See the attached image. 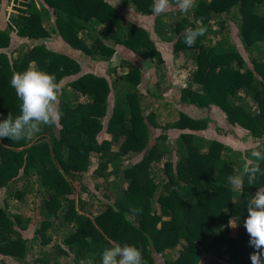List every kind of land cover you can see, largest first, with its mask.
<instances>
[{"label":"trees","instance_id":"1","mask_svg":"<svg viewBox=\"0 0 264 264\" xmlns=\"http://www.w3.org/2000/svg\"><path fill=\"white\" fill-rule=\"evenodd\" d=\"M153 3L0 0V121L20 113L10 79L30 66L55 74L63 113L31 141L0 139V264H101L125 243L147 264H252L243 225L264 177H228L264 144V0ZM167 54L183 55V83Z\"/></svg>","mask_w":264,"mask_h":264},{"label":"clouds","instance_id":"2","mask_svg":"<svg viewBox=\"0 0 264 264\" xmlns=\"http://www.w3.org/2000/svg\"><path fill=\"white\" fill-rule=\"evenodd\" d=\"M173 4L181 13L186 14L196 6L197 0H154L152 12L155 15L166 13ZM206 32L207 28L198 21L195 28H188L184 32V43L192 47ZM10 86L21 101L20 113L15 117L8 113L0 121V139L31 141L44 126H54L60 121L63 113L58 108V103L62 86L55 74L30 66L23 72H14ZM261 162H264V144H257L245 158L239 173L228 177L230 185L241 190L245 177L249 185H255L259 177H264ZM246 207L248 216L243 226L250 237L249 246L254 249L250 259L252 264H264V190L259 189L250 196ZM130 212L136 215L142 209L132 208ZM229 224L233 228L237 227L233 220ZM101 264H147V261L139 248L125 243L104 249Z\"/></svg>","mask_w":264,"mask_h":264},{"label":"rangeland","instance_id":"3","mask_svg":"<svg viewBox=\"0 0 264 264\" xmlns=\"http://www.w3.org/2000/svg\"><path fill=\"white\" fill-rule=\"evenodd\" d=\"M3 12H4V8L0 6V21H2ZM123 13H125L130 18L137 20V15H135L133 13H131V14L127 13L126 11L123 12ZM142 18L143 19H149L150 17L149 16H144ZM166 60H171L172 61V65H170V64L167 65V68H166V72H167L166 79L168 80V79L172 78L175 81L183 83L185 81L184 78H185V75H186V71L184 70V67L182 65V63L184 62L183 55L179 54L177 57L174 56L172 58V57H170V54H167L166 55ZM92 64H93L94 68H97V65L95 63H92ZM168 70L170 72L169 74H168ZM154 76H155L154 75V68L152 66L144 67L143 68V72H142V83H143L142 85L144 86L146 84V81H148L150 83H153ZM197 111H199V110H197ZM174 113H176V112H174L173 105H171L170 109L168 111H166V110L163 111V113L161 115V120H166V119L173 118ZM217 113L219 115H221L220 112L217 111ZM194 115H195V112H194ZM224 139L227 140V141H230L232 144H235L237 142V140L235 138H233V137H231V138L226 137ZM85 181H87L93 187V183L88 178H85ZM83 188H84L83 184H81V183L77 184V191H78V189H83ZM75 196H76L77 202H80L81 200L78 199L79 197H78V193L77 192L75 193ZM234 229L235 228L232 227L231 231L233 232ZM26 234H28V232Z\"/></svg>","mask_w":264,"mask_h":264}]
</instances>
